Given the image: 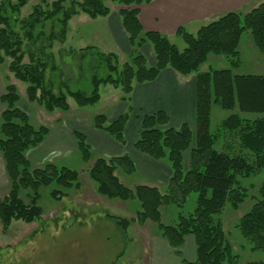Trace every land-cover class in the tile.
Instances as JSON below:
<instances>
[{
	"label": "trees",
	"instance_id": "obj_1",
	"mask_svg": "<svg viewBox=\"0 0 264 264\" xmlns=\"http://www.w3.org/2000/svg\"><path fill=\"white\" fill-rule=\"evenodd\" d=\"M30 1L0 0V63L11 61L10 73L27 85V102L47 113H68V97L82 108L94 106L101 101L103 85L121 90V102L130 105L135 85L153 83L166 70L182 77L195 76V127L184 123L175 128L164 112L145 115L134 145L139 153L170 168L171 175L164 188L128 187L122 183L119 171L127 175L135 173L131 158L101 156L94 160L87 137L74 132L82 160L85 164L92 162L88 172L98 195L109 201L138 205L136 219L109 214L107 218L122 231L133 223L144 226L149 222L174 250L183 249L186 240L193 238L196 257L192 261L183 259L182 264H243L224 228L222 216L228 208L237 212L246 201L252 200L251 209L235 229L250 254L262 255V259L256 256L257 260L246 264H264V181L256 196L250 195L242 183L264 173V76L237 75L232 69L202 71L211 56L225 58L238 67L245 33H250L255 47L264 54V3L247 13H227L195 35L179 29L177 36L186 45L180 50L168 37L143 28L140 7L155 0H111L119 6L118 14L131 51L122 67L118 66L117 55L97 52V61L107 65L109 74L105 78L94 75L93 92L86 95L71 91L67 85L55 92L52 76L58 66L53 50L57 43L67 42L73 18L79 15L91 20L106 18L111 9L105 0H41L28 17L16 18ZM147 48L154 55L153 66L145 53ZM89 49L93 47L81 52ZM27 56L29 63L24 62ZM21 100L13 84L0 95V104L6 106L0 115V155L9 184L8 194L0 201V221L5 233L13 221L34 224L43 217L44 210L39 205L42 188L54 187L51 197L62 201L67 191L76 192L81 187L78 171L52 163L43 167L33 165L29 153L45 143L51 130L35 126L19 108ZM214 106L227 113L217 127H212ZM132 112L130 105L126 113L112 122L107 115H98L93 127L126 146ZM193 194L197 196L196 208L185 214L183 211ZM174 209L178 214H174ZM177 255L182 256L180 252Z\"/></svg>",
	"mask_w": 264,
	"mask_h": 264
},
{
	"label": "rangeland",
	"instance_id": "obj_2",
	"mask_svg": "<svg viewBox=\"0 0 264 264\" xmlns=\"http://www.w3.org/2000/svg\"><path fill=\"white\" fill-rule=\"evenodd\" d=\"M11 1L15 2L16 0ZM40 1L31 0L22 9L21 13L16 15V18L28 17L33 12L34 7L40 4ZM105 2L108 7H111L110 0H105ZM170 41L180 50H184L186 47L180 38H172ZM88 47H93V49L81 52V50ZM239 50L240 65L238 67H233L225 58L211 56L202 71L232 69L237 75L264 76V54L255 47L250 33L243 35ZM97 52L117 55L118 66L120 67L128 60L110 30L109 19L93 21L86 15L73 18L70 22L67 42L64 45L57 43L53 50L54 61L58 66V71L52 76L55 92L67 85L73 92L81 91L86 95H91L94 88L92 84L93 76L97 74L99 78H105L109 74L107 65H100L97 61L99 59ZM145 53L148 59L153 62L154 55L150 49L147 48ZM10 62V60H6L4 64L0 63V95L5 93V89L9 84L15 85L22 97L21 102L18 104L19 108L29 115L35 126H46L51 130V135L45 143L29 153V159L35 167H43L52 163L59 167H67L78 171L81 187L76 192L74 190L67 191L68 195L62 201H56L51 197L54 187L42 188L39 205L43 208L44 215L34 224L13 221L11 227L5 233L0 221V264H135L136 260L129 258V255L134 250L140 254L145 253V246L138 242L134 245L135 249L133 251L129 249L126 255L122 257L123 247H121V241L124 233L115 222L106 219L104 215H115L119 218L132 220V215H136L135 204H131V207L128 205L125 212L110 208L107 205L108 203L103 204L104 201L92 202L90 206L86 207L84 204L86 199L84 198L89 197L88 201L91 202L92 196H94L95 187L94 189L91 188L90 184L92 186L96 185L90 179L88 172L92 162L89 164L84 163L76 148L77 142L74 137L75 129L81 130L76 126L86 124L92 127L96 116L101 114L109 116V113L112 114L113 111L121 109L120 98L123 96L121 90L103 85L100 88L101 101L98 104L82 108L74 99L68 97L70 105L68 113L56 111L50 114L43 108L27 102V85L16 80L14 75L10 73ZM24 62L29 63L28 56ZM5 108V105L0 104V115ZM226 116V112L214 106L212 127H217ZM92 150L94 151V160L101 157L93 148ZM119 174L122 183L128 187L140 185L146 181L137 170L131 175H127L120 170ZM263 181L264 173H261L243 180L242 183L244 187L250 190V195L256 196ZM8 192L9 184L0 156V201L5 198ZM97 196L103 198L98 194ZM196 198L195 194L191 196L183 213L188 214L195 210ZM106 200L105 202H109V200ZM25 201L29 202L27 198H25ZM252 205V200H248L237 212L228 208L222 216L224 228L237 253L241 255L243 264L257 260V257L262 259L261 254H255L256 257L248 252L247 248L244 247V240L235 229L238 221L251 209ZM60 210L65 211L64 213H68V215L59 213ZM173 212L175 215L178 214L177 209H174ZM149 226V224L146 227L144 225L142 228L148 230ZM150 228L154 229L153 226H150ZM132 229H134V226H132ZM131 239L135 241L136 237H131ZM179 252L182 254L180 257H183V259H195L196 246L194 239L189 237L183 249L175 250L176 254Z\"/></svg>",
	"mask_w": 264,
	"mask_h": 264
},
{
	"label": "crops",
	"instance_id": "obj_3",
	"mask_svg": "<svg viewBox=\"0 0 264 264\" xmlns=\"http://www.w3.org/2000/svg\"><path fill=\"white\" fill-rule=\"evenodd\" d=\"M110 2L112 3L111 7H109L111 9L110 15L100 19H109L110 30L115 36L121 51L128 57L131 49L121 25V19L118 14L119 6L113 4L111 0ZM263 3L264 0H155L149 5L140 7L141 12L139 17L145 31L159 32L169 39H177L180 38L177 36V32L181 28L187 33L195 35L202 27L215 22L227 13H247ZM154 63L155 61H149L151 66H153ZM131 98L132 102L130 105L133 108V112L130 115L126 129V146L119 144L114 139L96 130L93 126L92 128L86 124L83 126H76L81 130L75 129V132H80L85 135L89 145L102 157H120L128 155L134 163L135 169L142 174L144 181L146 179L145 183L140 185L164 188L167 186L171 175L170 168L165 163L154 161L146 155L139 153L135 150L134 145L138 140L141 131V121L145 115L164 112L170 118V125L175 128H179L184 123H188L191 127H195V76L182 77L172 70H166L161 73L158 80L153 83L135 85ZM130 105L121 102V109L119 108L113 111L112 114L109 113V122L116 120L120 115L126 113ZM80 123L82 122L80 121ZM72 144L73 142L71 145ZM90 186L93 189L95 187L94 196H92L91 202L88 201L89 197L86 196V198H84L86 199L84 203L86 207L90 206L92 202L98 203L104 201L103 204L108 203L107 205H109L110 208L125 212L128 205L131 207V204H135L137 214L138 205L135 202H105V198H99V196H97L96 186H92V184H90ZM135 186L137 185H133V187ZM61 211L62 210H60L59 213L68 215V213H64L65 211ZM104 215L106 219H108V214ZM132 216L133 220L136 219L137 215L133 214ZM148 224L152 226V224L148 222L145 224V227ZM132 226H134V229H132ZM150 226L147 230L143 229L141 225L139 226V224L133 223L126 231H122L124 236L121 241V247H123L121 256L124 257L129 249L133 251L135 249L134 245L139 242L141 245L145 246L146 251L140 254L138 251L134 250L129 255V258L136 260L135 264H182L183 257L178 256L175 250L156 233L155 229H151ZM131 237H136L135 241L132 240ZM192 260L194 259L189 261Z\"/></svg>",
	"mask_w": 264,
	"mask_h": 264
}]
</instances>
